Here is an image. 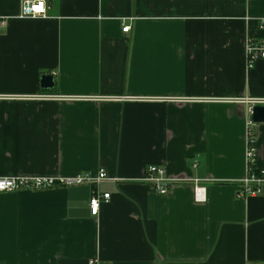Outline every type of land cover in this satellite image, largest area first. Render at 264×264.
Segmentation results:
<instances>
[{"label":"crops","instance_id":"0c3cea01","mask_svg":"<svg viewBox=\"0 0 264 264\" xmlns=\"http://www.w3.org/2000/svg\"><path fill=\"white\" fill-rule=\"evenodd\" d=\"M45 1L21 17L0 0V176L104 169L111 199L93 216L87 184L0 193V264H264V193L237 197L264 0ZM253 132L264 169V122ZM152 164L185 181L158 193Z\"/></svg>","mask_w":264,"mask_h":264},{"label":"built area","instance_id":"2783aa9c","mask_svg":"<svg viewBox=\"0 0 264 264\" xmlns=\"http://www.w3.org/2000/svg\"><path fill=\"white\" fill-rule=\"evenodd\" d=\"M46 15V1L45 0H23L21 17L31 16H45ZM259 27L264 29V20L259 21ZM131 25L124 24L123 31L128 32ZM246 66L247 70H251L255 63L259 60H264V36L262 38H254L248 36L245 45ZM43 98H49L51 95H41ZM250 102L247 131V150H246V164L247 171L245 177L240 180L237 197L246 199L249 196H260L264 193V169L259 168L256 164V138L253 132L254 123L253 107L256 102ZM198 160H194L193 166L197 167ZM110 179L104 169H101L97 174L91 172H83L75 176H36V175H13L0 176V193L18 192L22 190L37 191L54 188L58 186H75V185H91L92 196L89 200V207L91 214L97 216L100 212L101 205L107 203L111 199L109 192L102 193L99 186L102 181ZM144 183L160 194H168L172 188L180 183V180L171 177L167 173L165 166L152 164L146 169L145 175L142 179ZM194 184V196L197 202H205L207 200V188L201 184L200 179H189ZM99 258H91L88 264H100Z\"/></svg>","mask_w":264,"mask_h":264},{"label":"water","instance_id":"95a60500","mask_svg":"<svg viewBox=\"0 0 264 264\" xmlns=\"http://www.w3.org/2000/svg\"><path fill=\"white\" fill-rule=\"evenodd\" d=\"M41 86L44 89H50L54 86V76L52 74H45L41 78ZM253 122L261 123L264 122V106L255 105L253 107Z\"/></svg>","mask_w":264,"mask_h":264},{"label":"trees","instance_id":"16d2710c","mask_svg":"<svg viewBox=\"0 0 264 264\" xmlns=\"http://www.w3.org/2000/svg\"><path fill=\"white\" fill-rule=\"evenodd\" d=\"M44 91V90H43ZM44 93V92H43ZM49 94H52V93H49ZM44 95H48L47 93H44Z\"/></svg>","mask_w":264,"mask_h":264}]
</instances>
